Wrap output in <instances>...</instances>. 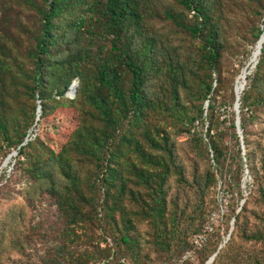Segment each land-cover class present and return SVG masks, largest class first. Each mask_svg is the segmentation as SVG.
Segmentation results:
<instances>
[{
	"label": "trees",
	"instance_id": "trees-1",
	"mask_svg": "<svg viewBox=\"0 0 264 264\" xmlns=\"http://www.w3.org/2000/svg\"><path fill=\"white\" fill-rule=\"evenodd\" d=\"M232 34L250 62L264 0H0V167L17 153L0 175V264H178L212 214L184 264H221L236 237L264 264V44L243 149L224 95ZM56 114L60 142L41 132Z\"/></svg>",
	"mask_w": 264,
	"mask_h": 264
},
{
	"label": "rangeland",
	"instance_id": "rangeland-1",
	"mask_svg": "<svg viewBox=\"0 0 264 264\" xmlns=\"http://www.w3.org/2000/svg\"><path fill=\"white\" fill-rule=\"evenodd\" d=\"M14 8H16V7H14ZM231 36H232V38L229 37L228 48L225 52V57L223 60L225 85L228 88L227 91L224 92V95L228 99L231 97L232 91L235 94L236 81L240 76V78H239V82H240L242 75H244V73L242 74V71H244L247 68L251 74V72L254 70V69H251V65H252L251 60H250V62L244 63V60L242 59V56L240 53L241 50L239 49V43H237L238 39H240L241 37L237 36V34H232ZM233 37H235V38H233ZM235 39H237V40H235ZM243 46H246V44L243 43ZM257 46L255 47V49H257ZM242 64H245L244 68H242ZM245 74H246V72H245ZM243 84H244V81H243ZM233 111H234V108H233ZM59 118H60V116L56 114L52 118H50V120L48 122H45L41 127L42 135L48 136L50 138H54L56 141L60 142L61 137L63 135H66V133H67V131L65 130L67 125L61 124L59 127L54 128L53 123L50 122L53 120L54 122L57 123ZM263 122H264V116H263ZM260 127L261 126L259 124V128ZM178 138H179V143L181 144L182 151L183 152L189 151L190 148H189L188 142L186 141V137L180 136ZM16 156H17V154L13 153L3 162L2 166L0 167V175L2 174L3 170H7L8 173L11 171V169L13 168V165L15 163L14 158ZM217 224H219V223H217ZM217 224L215 225V227L217 226ZM233 229L234 228H232L230 230L229 234H227L224 229L221 230V235L225 239V244L230 239V234L233 231ZM225 244H223V246L221 248H224ZM231 247H233V248L226 251L225 256L221 259V261H220V262H222L221 264H251L248 262L249 257H250V254L252 252L256 251V249H255L256 247L254 248L251 243L243 242V240L239 237L235 238ZM235 255H236V258H235V260H233V257H235ZM151 257H152V259H154L155 264H163L165 262L164 261L165 257L161 253L152 252ZM194 257H196L195 254H194ZM194 257H193V259H194ZM229 260L231 262H229ZM178 264H179V262H178Z\"/></svg>",
	"mask_w": 264,
	"mask_h": 264
},
{
	"label": "water",
	"instance_id": "water-1",
	"mask_svg": "<svg viewBox=\"0 0 264 264\" xmlns=\"http://www.w3.org/2000/svg\"><path fill=\"white\" fill-rule=\"evenodd\" d=\"M263 38H264V34L261 36V38L258 41L257 45L263 40ZM262 48H263V46L261 47V50H262ZM261 50H260V55H261ZM253 56H254V52H253V55H252V58H251V63H252L251 69H255L256 68V65L258 64V61H259L258 59L255 61V59H254ZM245 72H246V74L244 75L243 90H244V88L246 86V83H247V80H246L247 79V76L250 75V71H248L247 68L244 71H242V74L245 73ZM239 78H240V76H239ZM239 78L237 79L236 85H235L236 102H235V105H234V111L236 113V127H237V130H238V134L241 137V141H242V144H243V149H245V146H244V143H243V134H242V129H241V117H240V99H241V94L238 95L237 92H236V87H237ZM78 86H79V82L78 81L71 86L70 91L68 92V96L70 98H75L76 97ZM38 112H39V115H40V113H41V107H39ZM15 154H17V153H15ZM216 256H217V254L215 256H213L208 261L207 264H212L214 262Z\"/></svg>",
	"mask_w": 264,
	"mask_h": 264
},
{
	"label": "built area",
	"instance_id": "built-area-1",
	"mask_svg": "<svg viewBox=\"0 0 264 264\" xmlns=\"http://www.w3.org/2000/svg\"><path fill=\"white\" fill-rule=\"evenodd\" d=\"M219 218L220 217L217 214H212L209 223L205 227V230L194 237L193 250L183 255L182 259L179 261V264H184V260L193 259L196 250L201 248L207 242L209 235L214 232L215 225L218 223ZM121 264H129V263L128 261L123 259L121 261Z\"/></svg>",
	"mask_w": 264,
	"mask_h": 264
},
{
	"label": "bare ground",
	"instance_id": "bare-ground-1",
	"mask_svg": "<svg viewBox=\"0 0 264 264\" xmlns=\"http://www.w3.org/2000/svg\"><path fill=\"white\" fill-rule=\"evenodd\" d=\"M263 44H264V38H263V40L258 44V46H257V50L254 52V59H255V61L258 59V56H259V54H260V50H261V47L263 46ZM254 61V62H255ZM244 75H245V73H244ZM244 75H242V77H241V80H240V82L238 81V84H237V87H236V92H237V94L239 95V94H241V91L243 90V81H244ZM242 81V82H241Z\"/></svg>",
	"mask_w": 264,
	"mask_h": 264
}]
</instances>
